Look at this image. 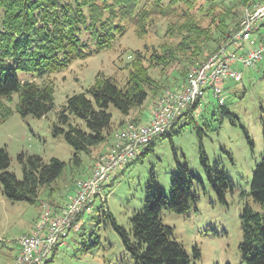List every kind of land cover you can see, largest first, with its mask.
<instances>
[{
    "label": "rangeland",
    "instance_id": "rangeland-1",
    "mask_svg": "<svg viewBox=\"0 0 264 264\" xmlns=\"http://www.w3.org/2000/svg\"><path fill=\"white\" fill-rule=\"evenodd\" d=\"M247 4L244 1L234 7L240 11L239 22L243 19ZM221 7V0H197L189 8L195 18L188 20V27L197 23L214 34L220 15L223 16ZM176 21L179 24L183 20L158 14L137 27L127 25L123 35L117 33L112 48L77 59L63 70L42 78L36 77L34 80L37 83L49 84L54 89V108L47 116L23 117L16 110L17 93L10 97L0 96V112L10 107L12 109V113L0 123V147L8 149L11 158L9 169L18 178L23 177V164L19 159L22 153L40 155L45 161L56 157L67 163L63 176L52 186L43 187L34 202L12 201L3 194L0 186V264H11L19 251V238L36 226L44 205L57 211L59 203L64 202L68 195L72 182L76 183L87 172L90 174L101 154L112 148L119 130L128 125L143 124L141 120L149 114L148 122L158 97L166 89L183 84L181 70L185 65L184 56L177 55L178 58L172 64L163 66V69L153 59L156 53H164L166 47L172 45L174 48L180 41V37L172 33L178 27L173 24ZM229 22H232V27L236 23L232 18H229ZM84 40L90 42L89 36L85 35ZM206 43L201 44L203 56L194 63H188L185 74L222 45ZM89 46L94 48V42H90ZM189 52L188 57L193 58ZM135 61L147 67L153 84L159 85V88H148L144 104L134 108L129 116L111 104L108 110L112 114V125L108 141L94 148L89 155L83 153L82 164L76 166L73 147L63 135L53 134L57 112L64 106L67 96L86 91L99 75L112 77L124 86ZM242 71L241 81L227 80L222 84V103L229 108L230 114L224 112L218 98L208 90L202 99V106L194 111V119L188 120V123L182 120L177 125L186 123L179 133L172 137L157 136L153 151L133 158L114 172L104 186L105 202L100 198L95 200L93 207L83 215L80 231H72L65 238L49 264H136L115 225L127 231L130 229L131 217L145 205L147 187L152 177L156 185L170 193L172 174L178 170L177 162H187L191 172L203 184H195L198 198L190 202L186 213H175L168 207L164 208L161 212L163 222L173 227L175 239L182 243L188 253L193 255L194 248L200 250V257L193 258L194 264H248L240 252L244 239L240 215L246 202L255 211H262V207L248 193L253 171L264 154V59L255 66L243 67ZM78 122L85 129L84 122ZM144 149L145 146L141 148ZM202 153L212 165L217 163L233 182V186L224 193V200L218 197L208 179L201 161Z\"/></svg>",
    "mask_w": 264,
    "mask_h": 264
},
{
    "label": "trees",
    "instance_id": "trees-1",
    "mask_svg": "<svg viewBox=\"0 0 264 264\" xmlns=\"http://www.w3.org/2000/svg\"><path fill=\"white\" fill-rule=\"evenodd\" d=\"M196 1L168 0L165 3V0H0V96L10 97L17 93L16 110L23 117L47 116L54 108V89L49 84L37 83L34 80L36 77L42 78L63 70L77 59L112 48L117 33L123 35L127 25L137 27L149 17L158 14L183 20L179 24L177 21L173 22L178 27L172 33L179 36L180 41L174 48L170 45L164 49V53H156L153 59L163 69V66L172 64L177 55L184 56L185 65L181 70L184 84L188 63H194L203 56L202 42H207V45L208 42L223 44L229 35L239 29L241 23L240 11L234 7L243 1L221 0L223 16L220 15L214 34L197 23L188 27V20L195 18L189 8ZM229 18L236 21L233 27ZM85 35L89 36L90 42H94V48H90V42L84 40ZM188 51L193 58L188 57ZM153 85L147 67L135 61L124 86L112 77L99 75L86 91L67 96L64 106L57 112L53 134L63 135L73 147L76 166L82 164L83 153L89 155L94 148L108 141L112 125L109 106L112 104L129 116L134 108L144 104L148 88H159V85H154V88ZM218 100L224 112L230 114L229 108ZM197 106L198 104L189 107L178 118L170 133L159 136L172 137L179 133L186 123L178 127L177 125L182 120L187 123L188 120H193L194 111L199 108ZM10 109L11 107L0 112V123L12 113ZM78 120L84 122L85 129ZM262 126L264 140V116ZM248 138L253 144L250 135ZM154 139L144 145V150H139L136 158L153 151ZM19 159L23 164L22 178H18L9 169L11 158L7 147H0V186L3 194L12 201L34 202L43 187L52 186L63 176L67 165L56 157L45 161L37 154L22 153ZM201 161L218 197L224 200V193L233 186V182L219 169L217 163H210L205 153L201 154ZM177 167V172L171 177L169 194L156 185L152 177L151 184L147 187L145 205L131 217L130 229L127 231L115 225L126 250L136 264H194L193 258L201 255L198 248H194L193 255L188 253L182 243L175 239L173 227L165 224L161 217V212L166 207L175 213H186L190 202L198 198L195 184H203L191 172L187 162H177ZM72 183L68 195L76 184ZM248 194L262 207V211H255L246 202L240 215L244 238L240 244V252L242 259L248 264H264V154L253 171ZM60 203L56 205L57 208Z\"/></svg>",
    "mask_w": 264,
    "mask_h": 264
},
{
    "label": "built area",
    "instance_id": "built-area-1",
    "mask_svg": "<svg viewBox=\"0 0 264 264\" xmlns=\"http://www.w3.org/2000/svg\"><path fill=\"white\" fill-rule=\"evenodd\" d=\"M242 1L248 4L239 29L205 61L190 68L182 86L166 89L158 97L146 124L119 130L112 148L101 154L88 176L77 180L57 211L44 205L36 226L19 238V251L11 264H49L65 238L72 231H80L83 215L95 200L105 201L104 186L117 169L135 158L142 146L170 133L189 107L201 105L208 90L222 101V84L227 80L241 81L243 67L255 66L264 59V36H256L264 27V0Z\"/></svg>",
    "mask_w": 264,
    "mask_h": 264
},
{
    "label": "crops",
    "instance_id": "crops-1",
    "mask_svg": "<svg viewBox=\"0 0 264 264\" xmlns=\"http://www.w3.org/2000/svg\"><path fill=\"white\" fill-rule=\"evenodd\" d=\"M256 36H257V38L258 39H261L263 36H264V27H262L261 29H260V31H258L257 33H256ZM202 106V105H201ZM200 107V106H199ZM149 115V114H148ZM148 115L145 117H143V119L141 120L142 121V123H145V122H147V118H148ZM85 176H88V172L86 173V175ZM84 176V177H85ZM64 202H65V200H64ZM64 202H62V203H60V206L62 205V204H64Z\"/></svg>",
    "mask_w": 264,
    "mask_h": 264
}]
</instances>
